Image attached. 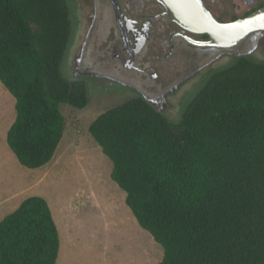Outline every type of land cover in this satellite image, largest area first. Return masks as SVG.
<instances>
[{"label": "trees", "instance_id": "obj_1", "mask_svg": "<svg viewBox=\"0 0 264 264\" xmlns=\"http://www.w3.org/2000/svg\"><path fill=\"white\" fill-rule=\"evenodd\" d=\"M69 32L64 0H0V82L15 100L6 140L29 169L53 159L66 130L61 105L88 102L86 87L60 72ZM89 131L162 246L158 264H264V63L220 69L178 123L135 98L98 114ZM59 249L42 196L0 220V264H56Z\"/></svg>", "mask_w": 264, "mask_h": 264}, {"label": "rangeland", "instance_id": "obj_2", "mask_svg": "<svg viewBox=\"0 0 264 264\" xmlns=\"http://www.w3.org/2000/svg\"><path fill=\"white\" fill-rule=\"evenodd\" d=\"M105 22L99 21L95 39L101 36ZM180 58L181 64L188 61ZM87 99L83 109L61 105L66 130L55 156L43 167L28 169L19 164L7 144L15 100L0 82V197L11 184L14 190L32 184L9 203L0 204V220L26 197L39 195L48 202L59 231L56 264H158L164 255L162 246L126 205V193L110 177L112 161L89 131L98 114L126 98L90 91Z\"/></svg>", "mask_w": 264, "mask_h": 264}, {"label": "flooded vegetation", "instance_id": "obj_3", "mask_svg": "<svg viewBox=\"0 0 264 264\" xmlns=\"http://www.w3.org/2000/svg\"><path fill=\"white\" fill-rule=\"evenodd\" d=\"M202 2L217 22L245 17L264 6V0ZM71 3L80 27L81 45L74 77L66 79L84 86L85 82L75 80L76 77L103 76L123 82L135 88L141 94L138 98L171 122L181 117V101L199 92L205 82L203 78L218 73L219 66L228 68L242 59L264 63L261 53L264 31L253 32L236 46L221 49L206 44L207 33L191 31L173 20L160 0H116V4L113 0H71ZM101 19L106 22L97 40ZM239 54L245 56L235 59ZM180 57L188 61L181 64Z\"/></svg>", "mask_w": 264, "mask_h": 264}, {"label": "water", "instance_id": "obj_4", "mask_svg": "<svg viewBox=\"0 0 264 264\" xmlns=\"http://www.w3.org/2000/svg\"><path fill=\"white\" fill-rule=\"evenodd\" d=\"M116 4V0H113ZM170 17L186 29L194 32L207 33L209 40L206 44L214 45L221 49H229L236 46L239 42L246 39L250 34L256 31H264V6L257 8L245 17L237 18L228 22H217L210 17L202 0H160ZM68 8V17L70 20V32L64 49L63 57L60 63V72L64 78L74 77L77 52L81 45L80 27L75 19L73 4L71 0H65ZM118 6V5H117ZM118 21L122 25V19L118 15ZM124 25H122L123 27ZM264 55V49L261 50ZM242 55H235L237 59ZM264 60V59H263ZM225 68L219 66V70ZM209 73L203 78L206 82ZM77 81H84L86 92L107 95H120L126 98V101L138 98L141 94L132 86L112 78L103 76L84 75L76 77ZM204 82V84H205ZM101 92V93H100ZM195 96L194 93L187 95L180 103V114L182 116L186 106ZM124 101V102H126ZM179 119L174 123H178Z\"/></svg>", "mask_w": 264, "mask_h": 264}, {"label": "crops", "instance_id": "obj_5", "mask_svg": "<svg viewBox=\"0 0 264 264\" xmlns=\"http://www.w3.org/2000/svg\"><path fill=\"white\" fill-rule=\"evenodd\" d=\"M2 84V83H1ZM5 88V87H4ZM7 90V89H6ZM55 156V155H54ZM7 157H11V155H8L7 154ZM57 158L55 159V161H54V164H53V168H55L56 166H57ZM22 166V165H21ZM24 167V166H23ZM26 168V167H25ZM29 169V168H28ZM48 171V169L46 170V171H44V173H46ZM22 177V176H21ZM18 180V179H17ZM16 180V181H17ZM13 183V182H12ZM29 185H32V184H30V183H28L27 185H24L23 186V188L21 189V186L19 187V188H17L16 190H14L13 189V185L11 184V187H10V189H7V191H6V193H4V194H2L1 195V197H0V204H5V203H9L13 198H15L18 194H19V192L22 190L23 191V189H24V187L26 188V186H29ZM10 190V191H9ZM9 191V192H8ZM54 220V219H53ZM54 222H55V220H54ZM55 225H56V227H57V224H56V222H55ZM58 229V228H57ZM59 232V231H58Z\"/></svg>", "mask_w": 264, "mask_h": 264}]
</instances>
